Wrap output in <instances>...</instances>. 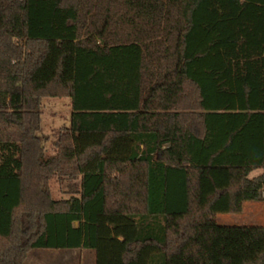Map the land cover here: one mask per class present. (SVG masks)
<instances>
[{
    "label": "trees",
    "instance_id": "16d2710c",
    "mask_svg": "<svg viewBox=\"0 0 264 264\" xmlns=\"http://www.w3.org/2000/svg\"><path fill=\"white\" fill-rule=\"evenodd\" d=\"M263 193L264 0H0V264H264V227L216 222Z\"/></svg>",
    "mask_w": 264,
    "mask_h": 264
},
{
    "label": "rangeland",
    "instance_id": "374dc122",
    "mask_svg": "<svg viewBox=\"0 0 264 264\" xmlns=\"http://www.w3.org/2000/svg\"><path fill=\"white\" fill-rule=\"evenodd\" d=\"M41 108V126L43 146L46 157L56 152V140L61 129L69 126L71 105L69 98H43ZM261 174L255 170L250 177ZM79 179L61 180L54 178L49 182V190L55 200L68 198V189L78 188ZM264 198V193H263ZM216 222L222 226H262L264 227V201L245 203L239 214H220ZM24 264H94V253L91 250H32Z\"/></svg>",
    "mask_w": 264,
    "mask_h": 264
}]
</instances>
